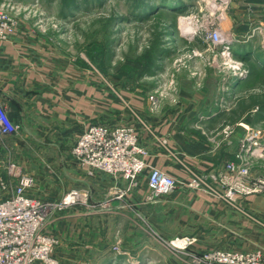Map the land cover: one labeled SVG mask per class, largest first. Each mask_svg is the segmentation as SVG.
<instances>
[{
	"label": "rangeland",
	"instance_id": "rangeland-1",
	"mask_svg": "<svg viewBox=\"0 0 264 264\" xmlns=\"http://www.w3.org/2000/svg\"><path fill=\"white\" fill-rule=\"evenodd\" d=\"M235 1L0 0V8L17 22H33L59 52L100 76L108 94L116 87L142 90L149 117L199 120L189 132L204 138V146L213 151L209 158L218 160L222 153L230 157L225 165L190 173L189 180L174 174L182 182L200 183L201 189L181 186L179 192L201 191L223 204L206 214L208 219L192 216L181 233L168 237L159 231L162 239L145 232L139 219L126 221L120 227L123 241L116 238L115 243L121 254L57 253L58 264H194L190 253L202 256L214 249L260 252L264 258V184H255L264 182L263 70L253 77L260 70L257 64L264 66V27L254 25L248 31L247 18L233 6ZM211 32L230 43L232 57ZM248 57L257 62L242 59ZM247 77H252L250 84L231 87L236 78ZM152 95L158 98L157 109L150 106ZM163 140L166 144L169 139ZM232 163L246 165L248 176L237 180L239 168L227 169ZM147 176L142 175L146 185ZM240 181L250 182L253 191L247 193ZM232 188L237 191L235 200L228 197ZM179 224L185 222L180 220L178 228ZM115 226L111 222V234L119 237ZM125 226L131 227V234ZM184 237L195 239V244L183 251L172 247Z\"/></svg>",
	"mask_w": 264,
	"mask_h": 264
},
{
	"label": "crops",
	"instance_id": "crops-1",
	"mask_svg": "<svg viewBox=\"0 0 264 264\" xmlns=\"http://www.w3.org/2000/svg\"><path fill=\"white\" fill-rule=\"evenodd\" d=\"M233 6L247 18L248 31L254 25L264 27V0H236ZM36 26L21 19L16 31L0 42V101L20 126L16 136L0 141V180L11 184L6 191L0 188V200L16 186L8 172L13 163L35 178L31 194L43 202L57 203L75 190L87 192V198L56 211L49 221L48 230L59 239L56 255L112 253L116 238L123 241L120 227L126 221L139 219L145 232L162 239L159 231L176 235L171 233L187 230L192 216L206 220V214L222 209L220 201L201 191L179 192L182 189L147 202L143 177L134 191L119 199L113 190L124 189L126 183L79 164L72 148L94 123L132 127L149 152L148 163L180 179L225 165L230 157L222 153L218 160L209 158L213 151L204 146V138L189 132L199 120L149 117L142 90L116 87L108 94L100 76L59 52ZM163 139L169 140L163 144ZM180 220L185 225L178 228ZM111 222L115 231L119 226V237L111 234Z\"/></svg>",
	"mask_w": 264,
	"mask_h": 264
},
{
	"label": "built area",
	"instance_id": "built-area-1",
	"mask_svg": "<svg viewBox=\"0 0 264 264\" xmlns=\"http://www.w3.org/2000/svg\"><path fill=\"white\" fill-rule=\"evenodd\" d=\"M17 27L18 22L6 10L0 8V42L13 34ZM210 37H214L216 44L224 45L228 50L227 57L233 56L228 45L230 43H226L220 33L211 32ZM150 106L153 109L158 108V98L154 95L150 97ZM19 130V124L11 119L0 101V141L16 136ZM72 154L79 164L88 167L90 171H100L126 183L124 189L113 190L119 199L134 191L145 173L148 175L146 200L150 203L176 192L181 186L201 189L200 183L182 182L173 174L150 165L147 161L148 153L140 145L132 127L90 124L72 148ZM237 167V180H240L239 177L246 178V165H227L228 170H235ZM8 172L12 179H16V186L7 197L0 200V264H58L55 255L59 239L48 230L49 221L56 211L87 198V192L71 191L57 204L43 202L30 193L36 187V180L32 175L25 173L15 163L9 166ZM201 179L204 183L205 179ZM249 183H239L247 193L253 191ZM255 184L262 187L264 182L259 180ZM9 187L10 183L0 180L1 189L6 191ZM236 193L232 188L228 197L235 200ZM195 242V239L184 237L173 242L180 246L174 247L172 243L170 246L183 251ZM112 250L115 254H121L119 245L113 246ZM189 256L194 264H264L260 252L243 253L214 249L202 256L192 253Z\"/></svg>",
	"mask_w": 264,
	"mask_h": 264
},
{
	"label": "trees",
	"instance_id": "trees-1",
	"mask_svg": "<svg viewBox=\"0 0 264 264\" xmlns=\"http://www.w3.org/2000/svg\"><path fill=\"white\" fill-rule=\"evenodd\" d=\"M250 55H255L254 57H252V58H257V55L258 54H256V53H252V54H250ZM250 57H248V58H242V59H247V60H245V61H248V62H251L253 65L257 62V61H250V59H249ZM260 63V62H259ZM257 66L260 68V70H258L259 71V73L257 74V75H254L253 77H257V76H259V74H261V71H262V73H264V66H261V65H259V64H257ZM251 78L252 77H247V78H242V79H240V78H236L234 81H233V83L231 84V87L232 88H240V87H243V86H245V85H247V84H250L252 81H251ZM224 114V113H223ZM222 114V115H223ZM222 115H219V117L220 116H222Z\"/></svg>",
	"mask_w": 264,
	"mask_h": 264
},
{
	"label": "bare ground",
	"instance_id": "bare-ground-1",
	"mask_svg": "<svg viewBox=\"0 0 264 264\" xmlns=\"http://www.w3.org/2000/svg\"><path fill=\"white\" fill-rule=\"evenodd\" d=\"M231 55H232V54H231ZM172 245H173L174 247L180 246L179 244H176V243H172Z\"/></svg>",
	"mask_w": 264,
	"mask_h": 264
}]
</instances>
